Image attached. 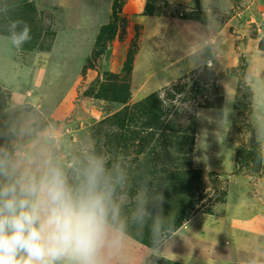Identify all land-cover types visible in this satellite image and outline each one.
<instances>
[{
    "label": "rangeland",
    "instance_id": "1",
    "mask_svg": "<svg viewBox=\"0 0 264 264\" xmlns=\"http://www.w3.org/2000/svg\"><path fill=\"white\" fill-rule=\"evenodd\" d=\"M16 19L31 29L20 48ZM263 37L264 0H0V129L30 122L65 157L125 167L124 213L138 195L148 213L127 264H264ZM239 206L256 211L237 230Z\"/></svg>",
    "mask_w": 264,
    "mask_h": 264
},
{
    "label": "clouds",
    "instance_id": "2",
    "mask_svg": "<svg viewBox=\"0 0 264 264\" xmlns=\"http://www.w3.org/2000/svg\"><path fill=\"white\" fill-rule=\"evenodd\" d=\"M8 27L15 47L31 39L25 21ZM127 184L125 167L93 149L65 157L50 129H0V264H127L129 226L148 216L142 195L125 215Z\"/></svg>",
    "mask_w": 264,
    "mask_h": 264
},
{
    "label": "crops",
    "instance_id": "3",
    "mask_svg": "<svg viewBox=\"0 0 264 264\" xmlns=\"http://www.w3.org/2000/svg\"><path fill=\"white\" fill-rule=\"evenodd\" d=\"M15 124H16V122H15ZM245 204V203H244ZM248 205V204H247ZM237 206V205H236ZM248 208H244V207H240L239 206V208H236V209H234V210H232V211H230L233 215H234V217H236V218H234L233 219V221H232V224L233 225H231V224H228L227 222H229V221H227V220H225V218H223V217H221V216H218V217H216V216H210L209 218H206V217H204V216H195L194 217V221H198V218H201V219H204L205 220V222L207 221V219H214V218H216V220L218 221V222H220V224L222 223V225L224 226V225H226V223L229 225V226H231L232 228H234V229H237V230H240V228L239 227H241V226H243V225H245V224H243V223H246V222H244V220H246V221H248V222H250L251 221V215H252V213H253V211H256V210H252L251 209V206H247ZM242 214V215H241ZM240 219V220H239ZM243 219V220H242ZM229 220V219H228ZM204 222V223H205ZM198 225V224H197ZM197 225H195V226H197ZM239 226V227H238ZM242 228V227H241ZM234 236H236V235H234ZM242 238V237H241ZM242 241V240H241ZM247 242V241H246ZM242 243H244L243 241H242ZM242 243H240V242H238V244L239 245H241L242 246ZM247 244V246L248 247H253V243H246ZM227 256H229V255H227ZM228 261H230V262H226L225 264H256V263H254V261H249V260H247V261H242V260H240V259H237L236 258V260L233 262L232 260H228Z\"/></svg>",
    "mask_w": 264,
    "mask_h": 264
},
{
    "label": "trees",
    "instance_id": "4",
    "mask_svg": "<svg viewBox=\"0 0 264 264\" xmlns=\"http://www.w3.org/2000/svg\"><path fill=\"white\" fill-rule=\"evenodd\" d=\"M117 5H118V3L116 1V3L114 4V11H113L114 17H116L115 12L117 9ZM115 22L116 21L114 20L113 23L110 25V28L112 30H114V28H115V25H116ZM6 93L7 92L3 88H1V86H0V110L7 107L9 102H10V97ZM127 117H128V113H122V114L116 115V117L113 118L115 126L118 127L119 129L123 130L125 128V126H128V125H126V123L128 122ZM125 138H126L125 134L123 132H121L120 134H117L116 141L118 143H121V142L125 141ZM257 160H258L257 163L261 162V159L258 158Z\"/></svg>",
    "mask_w": 264,
    "mask_h": 264
},
{
    "label": "water",
    "instance_id": "5",
    "mask_svg": "<svg viewBox=\"0 0 264 264\" xmlns=\"http://www.w3.org/2000/svg\"><path fill=\"white\" fill-rule=\"evenodd\" d=\"M258 49L264 51V37L259 41Z\"/></svg>",
    "mask_w": 264,
    "mask_h": 264
}]
</instances>
